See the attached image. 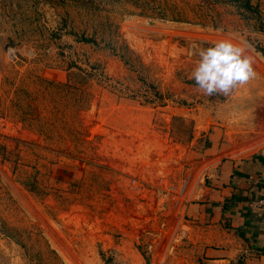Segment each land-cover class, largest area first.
Instances as JSON below:
<instances>
[{"label": "rangeland", "instance_id": "374dc122", "mask_svg": "<svg viewBox=\"0 0 264 264\" xmlns=\"http://www.w3.org/2000/svg\"><path fill=\"white\" fill-rule=\"evenodd\" d=\"M244 1L0 0V264H155L207 152L264 144V0ZM221 40L255 77L206 96L194 52ZM18 45L34 58L7 62Z\"/></svg>", "mask_w": 264, "mask_h": 264}, {"label": "crops", "instance_id": "0c3cea01", "mask_svg": "<svg viewBox=\"0 0 264 264\" xmlns=\"http://www.w3.org/2000/svg\"><path fill=\"white\" fill-rule=\"evenodd\" d=\"M0 56V96L3 63ZM198 163L197 185L181 198L179 225L165 228L171 239L153 251L155 264H260L264 252V144L246 155ZM201 166V167H200Z\"/></svg>", "mask_w": 264, "mask_h": 264}, {"label": "clouds", "instance_id": "9594fccd", "mask_svg": "<svg viewBox=\"0 0 264 264\" xmlns=\"http://www.w3.org/2000/svg\"><path fill=\"white\" fill-rule=\"evenodd\" d=\"M198 56L191 73L195 87L206 96H229L238 86L255 77L253 60L245 49L229 40L210 47H196Z\"/></svg>", "mask_w": 264, "mask_h": 264}, {"label": "built area", "instance_id": "2783aa9c", "mask_svg": "<svg viewBox=\"0 0 264 264\" xmlns=\"http://www.w3.org/2000/svg\"><path fill=\"white\" fill-rule=\"evenodd\" d=\"M4 54L7 62L12 64L17 63L18 61L26 60L25 59L26 57L29 59L34 58L32 50L28 49L24 45L6 47ZM254 205L261 208L264 211V195H262L257 201H255ZM260 257H262V263L260 264H264V252L260 254Z\"/></svg>", "mask_w": 264, "mask_h": 264}, {"label": "water", "instance_id": "95a60500", "mask_svg": "<svg viewBox=\"0 0 264 264\" xmlns=\"http://www.w3.org/2000/svg\"><path fill=\"white\" fill-rule=\"evenodd\" d=\"M257 91L254 92V107H253V115L255 122L254 132L258 133L260 131H264V86H260L256 88Z\"/></svg>", "mask_w": 264, "mask_h": 264}, {"label": "trees", "instance_id": "16d2710c", "mask_svg": "<svg viewBox=\"0 0 264 264\" xmlns=\"http://www.w3.org/2000/svg\"><path fill=\"white\" fill-rule=\"evenodd\" d=\"M244 3H245L244 8H246L247 10H253L250 0H245ZM84 40L85 42H90V39H84Z\"/></svg>", "mask_w": 264, "mask_h": 264}]
</instances>
